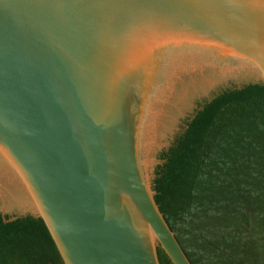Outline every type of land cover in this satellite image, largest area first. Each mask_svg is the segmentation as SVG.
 <instances>
[{
    "label": "water",
    "instance_id": "obj_1",
    "mask_svg": "<svg viewBox=\"0 0 264 264\" xmlns=\"http://www.w3.org/2000/svg\"><path fill=\"white\" fill-rule=\"evenodd\" d=\"M248 84L264 0H0V215L41 218L63 264H191L150 173L199 104Z\"/></svg>",
    "mask_w": 264,
    "mask_h": 264
},
{
    "label": "trees",
    "instance_id": "obj_2",
    "mask_svg": "<svg viewBox=\"0 0 264 264\" xmlns=\"http://www.w3.org/2000/svg\"><path fill=\"white\" fill-rule=\"evenodd\" d=\"M159 158L153 198L190 263L264 264V85L199 104ZM8 218L0 264H63L41 218Z\"/></svg>",
    "mask_w": 264,
    "mask_h": 264
},
{
    "label": "rangeland",
    "instance_id": "obj_3",
    "mask_svg": "<svg viewBox=\"0 0 264 264\" xmlns=\"http://www.w3.org/2000/svg\"><path fill=\"white\" fill-rule=\"evenodd\" d=\"M180 128H182L181 125H180V127L177 129V131H176L177 133L181 130ZM176 132H175V133H176ZM159 159H160V158H159ZM158 162H159V160H158ZM155 166H156V165H155ZM154 168H155V167H154ZM153 170H154V169H153ZM150 174H151V175H150V178H151V184H152V181H153L154 176L152 175V172H151Z\"/></svg>",
    "mask_w": 264,
    "mask_h": 264
}]
</instances>
